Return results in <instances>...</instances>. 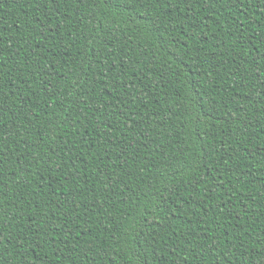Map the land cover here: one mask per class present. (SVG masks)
Listing matches in <instances>:
<instances>
[{"label": "trees", "instance_id": "obj_1", "mask_svg": "<svg viewBox=\"0 0 264 264\" xmlns=\"http://www.w3.org/2000/svg\"><path fill=\"white\" fill-rule=\"evenodd\" d=\"M0 264H264V0H0Z\"/></svg>", "mask_w": 264, "mask_h": 264}]
</instances>
